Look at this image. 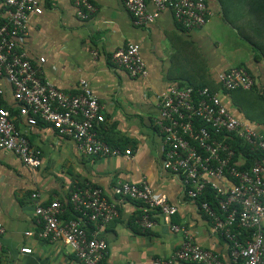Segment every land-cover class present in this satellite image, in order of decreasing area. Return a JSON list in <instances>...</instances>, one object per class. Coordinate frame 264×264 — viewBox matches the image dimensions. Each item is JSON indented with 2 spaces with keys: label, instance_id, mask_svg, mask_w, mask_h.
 <instances>
[{
  "label": "crops",
  "instance_id": "0c3cea01",
  "mask_svg": "<svg viewBox=\"0 0 264 264\" xmlns=\"http://www.w3.org/2000/svg\"><path fill=\"white\" fill-rule=\"evenodd\" d=\"M90 1L95 11L82 21L71 0H40L42 12L30 16L27 34L17 40V46L32 63L44 60L39 64L41 74L58 90L76 94L80 80H85L102 107L106 143L129 148L132 156H85L74 141L51 127L29 125L19 115L11 85L0 77L1 105L41 153L40 168L32 169L13 153L0 150V224L5 230L0 235V264H82L64 244L24 234L38 230L32 192L39 193L43 202L62 203V219L67 221L76 216L70 193L85 183L100 188L118 207V217L101 233L107 243L104 264H152L168 257L179 248L183 235L170 232L159 218L153 229H142L137 224L141 204L113 194L118 182L143 181L176 208L172 223L184 226L193 242L230 264L227 242L213 231L197 202L186 197L182 178L163 169L162 138L153 121L170 86L204 85L219 92L233 117L264 130V101L259 95L264 86V0H205L208 22L190 31L178 26L169 9L152 24L137 27L122 0ZM147 9L152 11V5ZM6 14L0 3V24ZM128 43L139 45L147 71L143 78L129 77L110 61V54ZM235 67L252 76L253 90L220 89L219 76ZM23 248L30 252H21Z\"/></svg>",
  "mask_w": 264,
  "mask_h": 264
},
{
  "label": "built area",
  "instance_id": "2783aa9c",
  "mask_svg": "<svg viewBox=\"0 0 264 264\" xmlns=\"http://www.w3.org/2000/svg\"><path fill=\"white\" fill-rule=\"evenodd\" d=\"M125 10L137 27L152 24L164 10H171L178 26L190 31L208 22L205 0H122ZM76 16L88 20L95 11L90 0H71ZM6 8V19L0 24V77L12 87L19 115L35 126L42 123L64 138L75 142L85 156L113 157L123 154L130 159L132 151L109 146L100 136L105 118L102 107L88 83L80 80L76 94H66L45 80L39 64L32 63L17 46L27 34L32 14L42 12L40 0H0ZM151 4L152 11L147 5ZM98 56L96 51L91 53ZM111 63L131 78H143L147 71L137 44L128 43L110 54ZM222 91L253 90L255 82L243 67L230 68L219 76ZM2 91L0 90V100ZM264 101V86L260 90ZM200 123V125L198 124ZM204 124V126H203ZM161 136L165 171L180 176L185 195L197 202L215 233L228 244L230 264H264V166L257 162L242 170L241 158L225 137L234 134L264 156V130H255L233 117L222 104L219 92L209 88L172 85L161 96L158 115L153 121ZM222 135L223 139L216 137ZM0 150L16 155L28 168L41 166V153L13 123V116L0 103ZM212 194L213 201L201 199ZM113 194L142 206L137 224L144 230L156 226V218L183 240L177 250L152 264H225L217 254L193 242L184 226L171 222L176 208L164 194H154L146 182H118ZM38 230L25 232L50 243L67 246L82 264H101L107 254V243L101 237L104 228L118 217L117 203L105 197L102 190L89 183L70 193L69 204L75 218L64 221V205L56 200L43 202L39 193L30 194ZM5 232L0 224V235ZM21 252L29 253L23 248Z\"/></svg>",
  "mask_w": 264,
  "mask_h": 264
},
{
  "label": "trees",
  "instance_id": "16d2710c",
  "mask_svg": "<svg viewBox=\"0 0 264 264\" xmlns=\"http://www.w3.org/2000/svg\"><path fill=\"white\" fill-rule=\"evenodd\" d=\"M188 86H191L192 88H195V89L205 87L204 85H188ZM211 91H215V90H211ZM259 95H260V93H259ZM198 124L200 125L199 122H198ZM203 126H204V124H203ZM99 134H100V136L103 137V139L105 141L104 134L101 131L99 132ZM216 138L218 140H222L223 136L219 135ZM225 140H226L227 144L229 145V147L234 151L235 159L241 158V160L243 161L240 165V169H242V170L249 169L251 166H253L257 162H259L261 164L263 163V160H264L263 154L259 151L253 150L250 145H248V144L244 143L242 140L238 139L234 134L227 135L225 137ZM201 199L208 200L209 202L213 201L212 194H209V193H205L204 197ZM101 264H104V263L101 262Z\"/></svg>",
  "mask_w": 264,
  "mask_h": 264
}]
</instances>
